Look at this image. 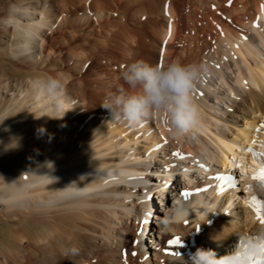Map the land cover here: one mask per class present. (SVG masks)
<instances>
[{
	"label": "bare ground",
	"instance_id": "bare-ground-1",
	"mask_svg": "<svg viewBox=\"0 0 264 264\" xmlns=\"http://www.w3.org/2000/svg\"><path fill=\"white\" fill-rule=\"evenodd\" d=\"M46 1H20L11 6L9 21L14 22L18 39L9 43L10 37L8 40L2 37L8 48L15 46L26 52L38 38L43 54L53 46L44 36L49 30L46 5L37 17L33 12L35 6L41 7ZM57 1L63 2L64 7L71 4L96 16L100 28L107 32L103 41L115 42L121 54V70L136 60L138 49L150 37L146 31L152 24L151 29L158 25L157 31L154 33L155 28L150 33L152 37L156 33L160 35L157 36L161 65L171 61L186 63L192 58L206 65L207 80L205 77L206 81L193 93L201 113V126L180 137L171 134L162 118L131 127L112 119L109 110L96 109L92 101L88 100L87 104L83 92H77V88L71 90L69 76L55 74L46 67L44 73L40 70V77L32 75L36 78L33 82L14 81L11 92L10 79L0 81L3 84L0 86V218L10 217L18 225L22 216L45 217L55 223L61 217L69 220L70 216L93 221L104 239H117L118 247L127 250L135 238L136 251L143 256L144 264H179L174 253L187 258L198 247L223 254L238 234H242V240L243 236L264 228L257 216L254 220L249 214L243 225L233 207L234 197L239 193L235 189L238 191L241 185L237 180L240 170L246 177L245 191L256 186L264 202V183L254 179L264 167L263 159V162L258 159V150H264V127L260 130L256 123L264 118V0H209L210 3L204 0L213 8L205 10V17L208 13L211 21L207 27L210 31L207 29L206 33L211 36L212 48L208 47L209 39H205L209 36L199 28L201 20L195 21V16L189 21L191 24L187 21L190 31L180 30L181 9L157 8L149 3L148 10L143 7L139 16L130 15L128 19L127 12L132 13L135 6L133 9L131 6L140 0ZM63 26H57L55 32L65 31ZM199 32L207 36L206 42L201 36L200 40ZM179 41L182 45L176 52ZM49 78L59 80L62 88L50 92L46 87ZM208 93L220 103L210 104ZM227 101L232 103L230 108L223 106L228 105ZM227 108L244 111L252 115V121L258 120L250 121L248 126H237L235 135L229 137L232 126L226 117ZM231 113L235 114L233 110ZM252 127L256 129L254 134ZM160 171L166 176L160 175ZM152 188L159 189L153 192ZM151 213L156 225L148 226L146 238L158 246V251L150 250L137 233L138 219L144 217L146 221ZM157 218L160 220L156 221ZM77 222L79 226L81 221ZM88 222L82 221L85 226ZM191 224L199 234L193 233ZM12 234L14 243H19L20 237L15 231ZM176 238H180V244L168 243ZM60 242L67 243L64 238ZM48 245L53 246L51 242ZM0 255V264H10L7 254Z\"/></svg>",
	"mask_w": 264,
	"mask_h": 264
},
{
	"label": "rangeland",
	"instance_id": "rangeland-1",
	"mask_svg": "<svg viewBox=\"0 0 264 264\" xmlns=\"http://www.w3.org/2000/svg\"><path fill=\"white\" fill-rule=\"evenodd\" d=\"M29 1L31 0H0V52H1L0 81H5L6 79H10L8 89L11 92V90L14 89L13 87L14 81L21 79L22 81L33 82L36 79V78L34 79V77H36L40 73V70L42 73H44L45 71L42 70L44 67H46L47 69H50V71L52 70L51 72L55 74L59 73L60 75L64 74L69 76V80H70L69 83L71 85V88H73L71 89L72 91L74 90L76 91V88L79 89L77 90V92L80 91L83 92L86 99L88 98L87 104L90 103L88 102L89 100L94 103L93 105L96 109L100 110L101 108H103L101 105L104 103V101L109 96V94L115 93L118 87L123 85V81L120 79V73L123 70V69L121 70L120 67L122 58L120 52L116 49L115 42L109 41L106 43V41H103L104 37L107 35V32L106 30H102L100 28V21L97 20L96 16L95 17L91 16L89 14V11L74 7L71 4H68V6L64 7V5L62 4L63 2L61 1L47 0L46 2L40 4L41 7L35 6L36 9L33 12L35 13V17H37V13L40 10H43L44 5H46L45 11L48 17L47 25L49 30L47 34H44V36L49 41L53 42V46L48 48L47 51H45L46 53L43 54L42 53L43 48L40 43L41 41L40 38H38L36 41H33L30 47H27L28 50L26 52H23L21 48H17L15 46L13 48L9 46L8 48L6 44L1 41V38L4 37L5 40H8L10 37L9 39L10 41H8L9 43L15 41V39L17 38L14 22H12V20L11 22L9 21L11 19L10 15L13 9L11 8V6L13 5L15 6L19 2L27 3ZM203 1L204 0H140L139 3L136 2L134 3V5H132L133 7L131 6V9H133L134 6L135 9L132 10V13L131 11H129L130 14L129 12H127L128 13L127 15H128V19L130 15L133 16L132 18L139 16L141 14L140 12H142L140 9L143 7L146 9L147 8L146 6H148L149 3H151L150 5L156 6L157 8H165V9L172 8L175 10L181 9L180 10L181 13L179 11L180 13L179 19L180 17L182 19H180L181 21L180 20L179 21H180V30L182 32L190 31L189 27L191 25L189 26L187 25V23L189 21H192V19H194L195 16L196 18L195 21H197V19L201 20L198 22L203 26V28H201L202 26L199 25L201 31L204 32L201 33L207 34L206 31L210 27L209 25L211 21H209L210 19L208 18V13H207V18L205 17L206 16L205 10H209L213 8L209 7L212 5L210 4L208 5V3H205L207 1L210 3L211 1L209 0L205 2ZM107 3H109L108 0ZM199 6H201V9ZM189 11L190 13L188 14ZM107 13L106 15L110 16V14ZM152 15L155 19H157L156 14H152ZM191 16L193 18L188 19V17ZM115 18L117 19V17ZM25 19L26 18H23V20ZM113 19L114 18L111 17V20ZM25 21L27 22V19ZM189 24H191V22H189ZM63 25H65V27ZM57 26H61V27L63 26L64 27L63 29L65 30L63 31L64 33L62 32L58 34L57 32H55ZM151 26L150 28L148 27L146 31V35L150 37L147 39L148 41L145 42L146 44H144L141 47L142 51L140 50V48L138 49L137 53L139 51L140 52L136 54V60L143 59L152 64H160V58H161L159 57L161 56L159 55L160 37H158L160 35L159 33L154 34L156 36L158 35L157 36V39H159L158 41L156 39V36L153 35L152 37L153 33H150L153 32V30L156 28V30H154L155 33V31H157L158 25L157 26L155 25V28L153 29L151 28L154 27V25L152 27ZM185 26L188 27L186 28ZM208 31H210V29H208ZM202 34H200L199 32L198 34L199 38L201 36V38L203 37L202 39H204L206 35L203 36ZM79 36H81V38H79ZM207 36H209V34H207ZM210 37L211 36H209V38H205V39H209L208 45L211 44ZM205 39L204 42H206ZM153 40L154 42H152ZM181 45H182V41H179L178 44H176L175 46L176 52L180 50L179 48L181 47ZM208 47L210 48L211 45ZM75 54L76 55L81 54L83 57L82 56L77 57ZM50 59H51L50 61L51 63L50 65H47ZM188 60L190 62H187ZM188 60L186 61V63H193L194 61L196 63H201L200 60L196 61L194 60V58ZM222 65H224L222 67H225L226 70V65L225 64ZM37 67L39 68V70L38 69L36 70ZM40 74L38 75L39 77ZM32 75L35 76L33 77ZM205 77H206L205 79L207 80V75ZM234 77L235 74L232 75V78ZM39 79L41 80L42 78ZM205 79L204 81H206ZM214 82H217L216 79L214 80ZM214 82H212L213 83L212 85L215 84ZM232 83L235 84V81H232ZM2 85L3 84L0 83V86ZM212 89L215 90V87L212 86ZM207 95L210 96L208 99L210 104H213V102L215 103V101L220 103L219 101H217V99L213 98V95L211 94L209 95V93ZM232 96L234 97V95ZM227 103L228 105L224 103H222L221 105L224 104L223 105L224 107L227 106L229 107V105H232L230 101L229 102L227 101ZM229 108L225 110L228 111ZM102 110H106V109L103 108ZM232 110L236 115L233 113L230 114ZM232 110L229 109L228 111L229 114L226 116L227 119H229L230 127L232 126L231 127L232 132L229 131L230 134H228L229 137H233L235 135L237 131L236 130L237 126L244 127L247 124L249 125L250 124L249 122L252 121V119H250L252 115H249L244 111H239V110L236 111V109L234 111V108H232ZM247 118H249L250 120ZM256 120H253L252 122L254 121L256 122ZM261 120L262 122L260 120L256 122L260 130H262L264 127V118L262 117ZM250 129L254 134L256 130L255 127H252ZM248 144L251 146L250 143ZM263 152L264 150H258V155H260L258 156V159L260 162L264 161ZM239 166L240 165H238V167ZM240 172L241 173L240 175L238 174L237 180L241 182V185L238 191H236L235 189V192H239V193H237V195H235L234 197L235 202L233 207L239 212L241 223L243 222L242 224L246 225L248 214L250 215V217H252L251 219L254 220H255L254 216H257L256 211L251 206L252 198L256 196L258 200L261 201V199L256 192L257 190L256 186L252 190H248L247 191L248 193L245 191L243 185L244 179L246 178L245 173L243 175V171L240 170ZM160 175H163V173L160 172ZM237 184L239 183L237 182ZM158 189L159 188L156 189L152 188V191L156 192ZM247 194H249L250 196ZM160 207L166 209L165 205L164 206L160 205ZM62 218L63 217L59 218L57 223H55L45 217L42 218L36 216H29V217L22 216L20 217V225H18V223H15V221H13V219H11L10 217L8 218V220H3L0 218V253L7 254L9 256L10 264H108V262L110 264V263H115L116 261L117 264H144L143 256L139 255L136 251L135 242H134L135 238L133 239V241L131 240L132 242L130 241L129 244L130 247L127 248L126 250L123 249L124 247L122 246L118 247L117 239L115 238L104 239L105 236H103L102 233L98 230V226L97 225L93 226L95 225L93 221L91 223L88 222L89 220H86L88 224H90L89 226H93L92 228L90 227L91 230H93V232H91L88 224L87 226H85L86 224L84 223L87 222L84 219H79L76 218L75 216L74 217L70 216L69 220ZM76 219L77 221H81L79 223L81 226L80 225L77 226L78 222L76 221ZM158 220L160 219L157 218L156 221ZM82 221H84V223H82ZM130 221L133 220L131 219ZM147 221H148V226L150 228H153L156 225L155 219H152V213L148 214V219L146 221L144 220V217H142V219L141 218L138 219V230H137L138 238H142V240L146 243V245L148 246V248H150V250L158 251V246H156L153 242H149L150 241L149 238H146V240H144L142 234V228ZM129 226L132 227V224H129ZM189 227L194 228L193 229L194 234H199V230H197L193 224H191ZM93 228L95 230L97 229L98 231L95 232ZM14 231L16 235L20 237V242H19L20 244L18 242L14 243V241L11 239L12 238L11 235H13L12 233H14ZM51 235L55 236V239H52ZM251 235H255V234L251 233ZM61 238H64L65 242L67 241V243L62 244V242H60ZM48 242H51L53 246L50 247L48 245ZM168 243L171 244L170 242ZM18 244L20 245V247L18 246ZM73 246L79 249V254L76 256H71L68 254V249H70ZM132 247L135 249H133ZM83 258L84 260H82ZM113 258L115 261L113 260Z\"/></svg>",
	"mask_w": 264,
	"mask_h": 264
},
{
	"label": "clouds",
	"instance_id": "clouds-1",
	"mask_svg": "<svg viewBox=\"0 0 264 264\" xmlns=\"http://www.w3.org/2000/svg\"><path fill=\"white\" fill-rule=\"evenodd\" d=\"M208 71L203 63L171 61L161 65L134 60L120 73L123 85L110 93L101 106L109 110L112 119L131 127L162 118L171 134L180 137L201 126V113L193 93ZM46 87L50 92H57L62 84L49 78ZM241 236L238 234L223 254L203 247L190 251L187 258L178 254L179 264H257L258 261L264 264V228L255 235L243 236L242 240ZM68 254L76 256L79 249L73 246Z\"/></svg>",
	"mask_w": 264,
	"mask_h": 264
},
{
	"label": "snow or ice",
	"instance_id": "snow-or-ice-1",
	"mask_svg": "<svg viewBox=\"0 0 264 264\" xmlns=\"http://www.w3.org/2000/svg\"><path fill=\"white\" fill-rule=\"evenodd\" d=\"M254 179H257L261 183H264V167H262L259 170V172L254 175ZM185 195H188V193H185ZM251 206L254 208V210L257 213V219L260 221L262 225H264V202L258 200L256 197H253L251 200ZM169 242L173 244H180L181 240L180 238H176ZM174 255H178V253H174ZM257 264H259V261L257 262Z\"/></svg>",
	"mask_w": 264,
	"mask_h": 264
}]
</instances>
